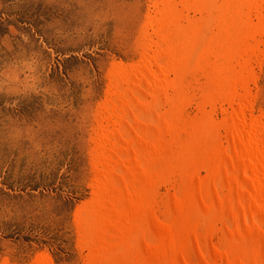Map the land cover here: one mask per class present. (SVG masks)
I'll return each instance as SVG.
<instances>
[{
  "label": "bare ground",
  "instance_id": "1",
  "mask_svg": "<svg viewBox=\"0 0 264 264\" xmlns=\"http://www.w3.org/2000/svg\"><path fill=\"white\" fill-rule=\"evenodd\" d=\"M147 5L92 127L83 264H264V0Z\"/></svg>",
  "mask_w": 264,
  "mask_h": 264
},
{
  "label": "rangeland",
  "instance_id": "2",
  "mask_svg": "<svg viewBox=\"0 0 264 264\" xmlns=\"http://www.w3.org/2000/svg\"><path fill=\"white\" fill-rule=\"evenodd\" d=\"M148 5L0 0V264L40 254L83 264L74 220L92 194V127L109 70L139 60ZM262 47L254 116L264 112Z\"/></svg>",
  "mask_w": 264,
  "mask_h": 264
}]
</instances>
